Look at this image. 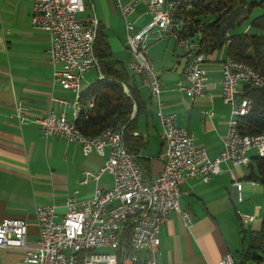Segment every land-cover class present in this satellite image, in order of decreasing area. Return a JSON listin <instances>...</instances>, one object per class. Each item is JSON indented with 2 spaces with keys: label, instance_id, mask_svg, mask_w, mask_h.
<instances>
[{
  "label": "crops",
  "instance_id": "obj_1",
  "mask_svg": "<svg viewBox=\"0 0 264 264\" xmlns=\"http://www.w3.org/2000/svg\"><path fill=\"white\" fill-rule=\"evenodd\" d=\"M116 1L83 0L84 9L78 18L85 23L96 20L110 59L124 66L132 76L127 67L130 53L125 44L124 18ZM118 1L126 4L130 0ZM144 9L142 0L127 17L134 20L135 28H141L147 22V17L142 15ZM31 14L29 0H0V220L23 219L28 242L38 238L36 204L53 200L57 214L61 215L63 203L73 189H78L79 199H86L92 196L96 187L105 189L112 185V176L107 172L97 180L92 179L102 167L108 147L102 155L94 151L84 155L75 142L60 137L44 139L40 135L34 120L49 108L73 119L72 105L62 106L51 98L72 103L75 94L51 83L47 54L49 36L32 27ZM163 37L166 39L159 40ZM187 39L197 47L199 33ZM203 54L206 89L202 96L190 97L176 90L177 82L182 79L184 59L175 34L153 35L146 48L147 59L161 81V110L174 113L176 124L185 128L193 136L195 145L203 146L207 156L213 158L222 149L230 112V106L220 97V65L227 57L226 47ZM99 76L96 66L86 71L82 75L81 93L99 80ZM131 81L135 83L141 105L138 114L134 108L130 115L131 120L136 116L132 135L145 143L137 153L138 163L147 170L146 178L151 181L162 169L159 154L164 142L159 134L154 99L140 77L132 76ZM242 86L238 87L236 98L240 97ZM17 101L24 106V123H19L13 115ZM252 157L248 165L221 164L222 171L207 182L190 178L180 184V190L186 192L180 198V205L191 213L192 222L186 228L177 213L168 214L159 229L157 264H216L225 254H230L238 263L247 255L251 238L264 216V185L250 179L254 171L250 167ZM228 169L242 182L240 200L236 199L237 192L231 184ZM84 175L88 176V181L79 185L77 182ZM242 215L252 216V219L244 220ZM256 252L258 256L262 255L260 251ZM137 255L141 259L143 252L138 251ZM250 255L253 256V251ZM253 261L249 259L246 263ZM0 264L31 263L23 262L17 250L1 249Z\"/></svg>",
  "mask_w": 264,
  "mask_h": 264
},
{
  "label": "built area",
  "instance_id": "obj_2",
  "mask_svg": "<svg viewBox=\"0 0 264 264\" xmlns=\"http://www.w3.org/2000/svg\"><path fill=\"white\" fill-rule=\"evenodd\" d=\"M29 1L32 10L30 24L49 36L47 54L52 71L51 83L72 91L76 96V92L82 88V75L97 65L93 54L96 20L85 23L78 18L84 9L83 0ZM140 1L130 0L122 4L117 0L116 6L124 18L125 44L130 53L128 70L141 78L156 104L159 134L164 142L159 154L162 169L153 180L148 181L147 170L127 151L120 132L105 130L95 138H76L69 130V119L64 112L56 113L49 108L34 120L40 135L44 139L60 137L67 142H75L84 155L92 151L102 155L104 148L108 147L103 165L92 179L97 180L103 172H107L112 176V185L105 189L96 187L92 196L86 199H79L78 189H73L63 203L64 212L61 215L57 214V205L53 200L36 204L34 214L38 238L33 242L26 240V222L23 219L0 220V250H17L23 262L157 264L159 229L168 214L177 213L186 228L192 222L191 213L180 205L181 196L186 194L180 190V184L190 178L207 182L222 171L221 164L248 165L251 150L256 156H264V132L248 135L239 130V118L250 112L252 101L245 97L236 98L240 85L264 88V79L251 66L249 70L240 69V61H221L220 97L223 103L230 106V112L222 137V149L215 157L209 158L203 146L195 145L193 136L176 124L174 113L161 110V81L146 55L152 36L175 34L184 59L182 79L177 82L176 90L190 97L202 96L205 92V56L188 41L186 34L192 27V19H183L173 12L174 0H143L145 9L142 15L147 17V22L141 28H135L134 20L127 17ZM75 96L72 103L64 99L51 100L62 106H73ZM92 104L93 99L90 98L88 107ZM204 113L211 115L210 112ZM13 115L19 123L26 121L21 102H15ZM228 171L237 192L236 199L240 200L242 182L235 178L231 170ZM87 181L88 176L84 175L77 183L84 185ZM250 183L254 184L253 181ZM241 218L251 220L252 216L242 215ZM126 225L130 226L132 254L124 249ZM138 251L143 252L141 259ZM216 264L237 263L230 254H225ZM245 264H264V255Z\"/></svg>",
  "mask_w": 264,
  "mask_h": 264
},
{
  "label": "trees",
  "instance_id": "obj_3",
  "mask_svg": "<svg viewBox=\"0 0 264 264\" xmlns=\"http://www.w3.org/2000/svg\"><path fill=\"white\" fill-rule=\"evenodd\" d=\"M262 4L264 0H182L177 13L182 12L192 19V27L186 37L199 33L196 47L198 52L209 53L225 46L228 58L246 63L264 79V11L251 19L250 30L232 33L244 15ZM187 5L189 8L185 9ZM209 16H212L211 20L208 19ZM100 32L96 24L93 54L102 78L80 94V109L75 126L87 137H94L105 130L120 132L125 148L139 161L137 153L145 143L140 137L132 135L136 116L131 120L130 115L134 107L136 114L141 110L139 93L134 81H131L134 75L130 76L124 66L110 59L107 44L102 40ZM122 84L127 87V94L124 93ZM243 97L251 99L252 106L247 115L239 118L240 132L248 135L263 133L264 88L244 84L237 99ZM89 98L93 99L91 107L86 106ZM250 167L254 169L250 179L264 180V156H253ZM123 244L125 251L132 254L129 225L124 228ZM252 251L253 256L250 255ZM256 251L264 255V216L259 229L251 238L249 252L237 264H245L249 259L258 260L260 256Z\"/></svg>",
  "mask_w": 264,
  "mask_h": 264
},
{
  "label": "bare ground",
  "instance_id": "obj_4",
  "mask_svg": "<svg viewBox=\"0 0 264 264\" xmlns=\"http://www.w3.org/2000/svg\"><path fill=\"white\" fill-rule=\"evenodd\" d=\"M181 2H182V0H174L173 9L176 8L175 13H177L178 7L181 4ZM186 8H189V5L185 6V9ZM178 14L181 15L183 19H190L189 16L182 14V12H179ZM224 60H226V61H235V60H233L231 58H228V57H226ZM240 69L249 70V65H247L246 63L240 61ZM101 78H102V76H99V79H101ZM80 94H81V90H78L76 92L75 103L73 105V112H72L73 119L69 120V130H70V132H73L74 137L79 138V139L95 138L96 136H94V137L84 136L83 134H81V132L75 126V119L77 118L78 111L80 109V105H79ZM88 100L86 102V106L87 107H88Z\"/></svg>",
  "mask_w": 264,
  "mask_h": 264
},
{
  "label": "rangeland",
  "instance_id": "obj_5",
  "mask_svg": "<svg viewBox=\"0 0 264 264\" xmlns=\"http://www.w3.org/2000/svg\"><path fill=\"white\" fill-rule=\"evenodd\" d=\"M247 1L248 2H259L260 0H247ZM263 11H264V4L255 6L249 14L244 15V17L240 21L239 26L235 27V29L232 31V33L241 32L247 25H248L247 30H250L249 23H250L251 19L255 16L262 14ZM208 19L211 20L212 16H209ZM162 39H166V37H163L159 40H162ZM254 155H255V152L253 150H251L249 152V156H254ZM99 251H108V250H99Z\"/></svg>",
  "mask_w": 264,
  "mask_h": 264
},
{
  "label": "water",
  "instance_id": "obj_6",
  "mask_svg": "<svg viewBox=\"0 0 264 264\" xmlns=\"http://www.w3.org/2000/svg\"><path fill=\"white\" fill-rule=\"evenodd\" d=\"M175 10H176V8H174L173 9V12H175ZM122 88H123V91H124V93H128V89H127V87L124 85V84H122ZM135 108V107H134ZM260 182L262 183V184H264V180L262 179V178H260Z\"/></svg>",
  "mask_w": 264,
  "mask_h": 264
}]
</instances>
